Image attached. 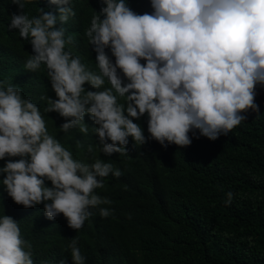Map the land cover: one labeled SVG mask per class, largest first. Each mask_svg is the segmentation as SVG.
Here are the masks:
<instances>
[{
    "label": "clouds",
    "instance_id": "9594fccd",
    "mask_svg": "<svg viewBox=\"0 0 264 264\" xmlns=\"http://www.w3.org/2000/svg\"><path fill=\"white\" fill-rule=\"evenodd\" d=\"M138 1L46 0L30 18L24 9L31 0H12L19 11L8 28L31 44L24 68L32 74L25 97L10 77L0 80V160L18 157L0 167L2 183L15 203H43L47 218L62 213L77 231L93 209L102 218L114 214L101 207L112 200L96 191L109 174L136 178L166 150L191 145L189 132L214 141L246 121L249 109L259 112L264 0ZM79 21L86 26L75 35ZM77 39L86 42L81 55ZM86 54L96 56V65ZM45 70L55 99L41 92L46 81L36 72ZM50 112L65 118L61 131L76 128L88 141L93 136L100 153L115 155L114 163L75 158L49 132L44 114ZM146 113L144 128L133 118ZM143 145L152 157L140 161L135 152ZM233 198L228 191L225 205ZM68 249L73 264H86L78 238ZM32 257L18 221L0 216V264H34Z\"/></svg>",
    "mask_w": 264,
    "mask_h": 264
},
{
    "label": "trees",
    "instance_id": "16d2710c",
    "mask_svg": "<svg viewBox=\"0 0 264 264\" xmlns=\"http://www.w3.org/2000/svg\"><path fill=\"white\" fill-rule=\"evenodd\" d=\"M85 1L74 0L78 4ZM45 2L31 0L24 11L31 18ZM18 11L12 0H0V80L26 56L18 31L8 28L12 14ZM85 26L82 21L75 24V35ZM85 45L77 39L76 52L81 55ZM95 57L85 55L94 65ZM31 74L24 72L12 79L24 97ZM36 74L46 81L41 88L44 97L55 99L46 70ZM85 88L93 90L90 85ZM255 102L259 112L249 109L244 113L247 120L228 135L213 141L193 130L189 132L191 145L166 150L161 160L155 158L136 178L118 179L109 174L105 188L96 191L112 200L111 205L101 207L113 208L114 214L102 218L93 209L95 215L79 231L68 226L62 213L47 218L43 203L28 208L15 203L2 183L3 173L0 216L10 215L18 221L22 237L33 245L34 264H59L61 260L73 264L68 249L73 238H78L86 264H264V86L259 84ZM44 118L49 132L75 158L114 163L115 155L100 153L93 136L88 141L76 128L61 131L65 118L58 113H45ZM133 120L147 128L143 123H148L147 113ZM89 145H93L91 152ZM135 153L140 161L152 157L147 145ZM7 159L18 157L0 160V167ZM46 183L51 186L50 181ZM228 191L234 193L230 206L224 203Z\"/></svg>",
    "mask_w": 264,
    "mask_h": 264
},
{
    "label": "rangeland",
    "instance_id": "374dc122",
    "mask_svg": "<svg viewBox=\"0 0 264 264\" xmlns=\"http://www.w3.org/2000/svg\"><path fill=\"white\" fill-rule=\"evenodd\" d=\"M24 45H25L24 56L26 55L25 58H23V60L20 62L18 66L11 67V69L7 73H5V78L10 77L12 80L25 72L26 69L24 68V63L26 57L32 53V48H31V44L28 41H24Z\"/></svg>",
    "mask_w": 264,
    "mask_h": 264
}]
</instances>
